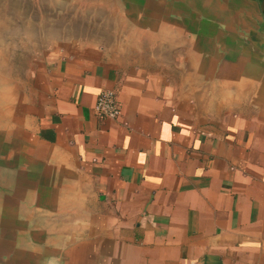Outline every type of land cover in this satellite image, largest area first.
I'll list each match as a JSON object with an SVG mask.
<instances>
[{
	"label": "crops",
	"instance_id": "crops-1",
	"mask_svg": "<svg viewBox=\"0 0 264 264\" xmlns=\"http://www.w3.org/2000/svg\"><path fill=\"white\" fill-rule=\"evenodd\" d=\"M0 227L1 264H264V0H0Z\"/></svg>",
	"mask_w": 264,
	"mask_h": 264
},
{
	"label": "built area",
	"instance_id": "built-area-1",
	"mask_svg": "<svg viewBox=\"0 0 264 264\" xmlns=\"http://www.w3.org/2000/svg\"><path fill=\"white\" fill-rule=\"evenodd\" d=\"M95 113L100 118L118 119L122 115V108L114 90H103L97 100Z\"/></svg>",
	"mask_w": 264,
	"mask_h": 264
},
{
	"label": "water",
	"instance_id": "water-1",
	"mask_svg": "<svg viewBox=\"0 0 264 264\" xmlns=\"http://www.w3.org/2000/svg\"><path fill=\"white\" fill-rule=\"evenodd\" d=\"M2 238V233H1V227H0V239ZM3 246L0 245V251L2 249ZM2 263V258L0 256V264Z\"/></svg>",
	"mask_w": 264,
	"mask_h": 264
}]
</instances>
